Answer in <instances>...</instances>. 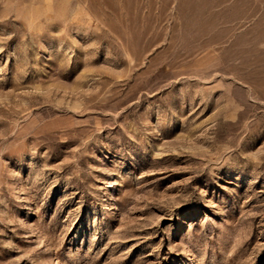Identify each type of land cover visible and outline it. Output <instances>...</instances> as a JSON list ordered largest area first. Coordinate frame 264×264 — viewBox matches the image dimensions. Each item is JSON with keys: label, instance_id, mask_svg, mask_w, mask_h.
Masks as SVG:
<instances>
[{"label": "rangeland", "instance_id": "1", "mask_svg": "<svg viewBox=\"0 0 264 264\" xmlns=\"http://www.w3.org/2000/svg\"><path fill=\"white\" fill-rule=\"evenodd\" d=\"M0 264H264V0H0Z\"/></svg>", "mask_w": 264, "mask_h": 264}]
</instances>
